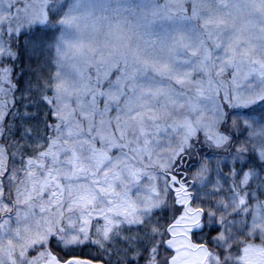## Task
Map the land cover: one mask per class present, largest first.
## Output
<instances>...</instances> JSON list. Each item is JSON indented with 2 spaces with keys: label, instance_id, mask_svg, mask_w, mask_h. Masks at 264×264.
I'll return each instance as SVG.
<instances>
[{
  "label": "snow or ice",
  "instance_id": "6c2138e0",
  "mask_svg": "<svg viewBox=\"0 0 264 264\" xmlns=\"http://www.w3.org/2000/svg\"><path fill=\"white\" fill-rule=\"evenodd\" d=\"M108 4L0 0V264H264V0Z\"/></svg>",
  "mask_w": 264,
  "mask_h": 264
},
{
  "label": "clouds",
  "instance_id": "9594fccd",
  "mask_svg": "<svg viewBox=\"0 0 264 264\" xmlns=\"http://www.w3.org/2000/svg\"><path fill=\"white\" fill-rule=\"evenodd\" d=\"M77 20H66L63 25L64 34L60 36V46L64 56L69 60L80 59L78 51L81 43L107 52L113 47L122 48L125 40L113 35L105 17L110 16L108 0H81ZM128 43H136L135 30Z\"/></svg>",
  "mask_w": 264,
  "mask_h": 264
}]
</instances>
